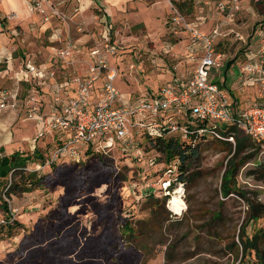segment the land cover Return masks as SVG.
Returning <instances> with one entry per match:
<instances>
[{
    "label": "rangeland",
    "instance_id": "obj_1",
    "mask_svg": "<svg viewBox=\"0 0 264 264\" xmlns=\"http://www.w3.org/2000/svg\"><path fill=\"white\" fill-rule=\"evenodd\" d=\"M13 1L22 4V0ZM49 1L60 15L48 14L45 20L30 10L28 0L34 21L26 32L7 21L14 20L9 18L10 13L1 18L0 38L6 40L5 47L15 54L17 61L13 60L14 68L10 69L2 67L5 62L0 58V90L14 88V73L26 58L34 62L46 60L54 48L63 45V41L51 39L54 33L62 40L74 41L80 34H91L83 43L88 49L108 39L116 49L108 62L116 70L115 85L124 101L159 91L177 74L187 76L197 62L196 57H189L187 32L179 30L178 35H173L167 23L170 4L177 0ZM217 1L193 0L192 12L181 14L199 22L205 32L222 24V31L232 29L243 36V40L233 33L221 37L216 50L222 55L223 67L213 70L211 76L222 80L226 74L225 88L231 89L240 107H246L255 88L243 84L238 71L248 50L260 47L264 13L258 5L264 7V0H241L239 11L231 16L220 13ZM89 2L90 9H80L88 7ZM91 11L97 17H92ZM89 24L92 26L88 27ZM106 25L107 37L101 38ZM232 59L234 62L224 72ZM84 67L79 65L76 71ZM32 86L19 81L17 117L9 128L12 134L20 135L21 152H32L36 146L47 159L64 133L55 130L35 139L36 123L28 117L31 106L27 101L31 97L37 101L39 88ZM1 113L7 115L5 111ZM135 136V146L116 143L97 155L80 156L79 162L61 159L50 166L39 163L41 168L36 171L50 176L48 182L29 192L17 190L10 197L2 194L17 224L7 230V218L0 207V264H247L239 241L241 229L247 225V201L236 193L224 196L221 188L228 168V150L213 141L200 144L195 179L175 184L168 191L162 184L168 176L164 156L147 139L140 141V135ZM137 148L142 153L146 148L141 160ZM249 152L254 150L245 149L237 160ZM147 156L153 157L152 166ZM99 157L109 168H103ZM262 159L259 152L253 155L239 166L234 178L235 187L246 198L264 203V172L258 169ZM178 190L180 212L175 214L169 201ZM164 195L168 196L164 207L169 215L162 226L148 233L146 252L126 245L120 236L119 215L136 226L149 217L155 202L150 196L161 199ZM262 222L259 219L253 228L247 227V232L250 234Z\"/></svg>",
    "mask_w": 264,
    "mask_h": 264
},
{
    "label": "built area",
    "instance_id": "obj_2",
    "mask_svg": "<svg viewBox=\"0 0 264 264\" xmlns=\"http://www.w3.org/2000/svg\"><path fill=\"white\" fill-rule=\"evenodd\" d=\"M240 3L241 0H218L216 5L221 14L231 16L239 11ZM170 9L168 24L172 34L178 35L179 30L187 32L189 57H196L197 62L187 76L173 78L159 88L157 96L150 99L137 96L133 102L124 101L115 85L116 70L108 62V57L116 50L108 39L89 48L87 57L83 58L79 56L81 47L76 41L70 38L62 40L57 36L63 45L52 50L50 59L58 63V67L44 69L29 58L23 62L20 71L37 85L53 80L52 100L47 112L40 115V128L35 139H42L55 130L64 133L42 164L50 166L61 159L79 160L81 153L88 148L102 152L116 143L135 146L138 139L136 134H162L163 128L166 133H177L183 137L194 132L190 128H197L198 134L234 144L232 135H224L226 126L230 125L256 140L260 146L259 154L264 155V33L259 34V49L248 50L240 70L244 81L257 84V99L244 108H236L228 94L213 81L211 71L222 64V55L216 50L221 37L233 33L243 40V36L235 30L223 32L219 26L205 32L199 27V22L190 21L182 15L173 2ZM30 10L45 20L48 14L60 15L49 0H30ZM15 16V13L9 14L10 19ZM79 65L85 66L83 76L76 72ZM60 68H68L71 79L57 82ZM71 83L75 87V96L67 93ZM18 89L17 82L14 88L0 90L1 109H17ZM96 90H99L100 97L91 102ZM30 100L35 104L34 97ZM41 110V107L34 105L28 116L33 117V113ZM196 125L199 127H194ZM136 152L138 160H141L143 153L139 148ZM40 164L36 163L33 168L29 166L27 170L38 171ZM173 172L172 168L165 171L168 175L162 181L165 190L170 186Z\"/></svg>",
    "mask_w": 264,
    "mask_h": 264
},
{
    "label": "trees",
    "instance_id": "obj_3",
    "mask_svg": "<svg viewBox=\"0 0 264 264\" xmlns=\"http://www.w3.org/2000/svg\"><path fill=\"white\" fill-rule=\"evenodd\" d=\"M256 3H260V1L257 0ZM173 4L180 13H191L193 10V0H177L173 1ZM258 6V10L261 13H264V7H262V5ZM234 59H232L227 64V66L232 64ZM215 82L228 94L231 102L234 104L236 100L233 99L230 89L227 90L224 88L225 83H220L218 81ZM158 92L159 91H156L157 94L155 95L151 93L148 95L152 97L157 96ZM205 124H207V121ZM194 127H199V125ZM193 130V133H189L185 137L177 133H166L164 128L161 130L162 134L141 132L138 135H140V141H142L144 138L147 139V143L152 145L153 148L157 149V151H159V153L164 156V171H166L168 168L173 169L174 172L170 176L171 181L168 190H170L175 184H184L188 182L191 177H194L195 179L194 175L197 173V166L199 165L200 144L205 141H213L228 150L230 157L228 158V168L223 176L224 178L221 187L223 194L224 196H227L230 193H236L237 195L246 199L248 206L247 225L242 227L241 233L239 235L243 261H245L247 264H264V203L255 200L251 201L246 198L245 194L235 187L236 181L234 178L239 166L247 162L253 155H256L260 151L259 143L245 135L240 129L233 125L226 126L224 135H232L234 138V144L226 140H219L217 138L209 137L206 134H198L197 128H190V131ZM247 148L254 150V152L244 154L237 160V157L240 155V153H242ZM144 152L147 153L146 148L144 149L143 153ZM92 153L97 155L100 152H96L91 148H88L81 153V156L85 157L86 155ZM147 158L149 159V163L152 166L154 164L153 157L147 156ZM261 158L263 159L261 161L259 160L260 164H258V169L264 172V155H261ZM45 160L46 157L42 153L41 149L36 148V146H34L32 152L13 151L7 154L4 153V150L0 147V207L5 212L7 218L5 225L7 230L10 231L12 226L16 225L17 222L15 219H12L8 203L3 199L2 194L10 197V195L17 190L29 192L37 187H40L44 184V182H48L50 176L47 174L41 175L38 174L37 171L27 170V167H29L30 164L42 163ZM69 160L79 162V160ZM99 161L102 163L103 168H109L108 165L102 162L100 157ZM53 164H55V162ZM167 178L168 177L166 176L163 179ZM85 179L86 178H84V180ZM150 198H152L155 202L152 204L149 217L146 220H140L136 226H133L130 220H127L125 217L119 215V231L121 240L125 242L126 245L142 252H146V248L149 247L147 241L145 240V238L148 237V233L151 234V232L156 230L158 226H162L163 221H166L169 215L168 211L164 207L165 201L168 199L167 195H164L161 199H158L154 196H150ZM109 203L111 202H107L106 205H110ZM113 203L114 201L112 204ZM216 217L218 216H215V218ZM11 219L12 221L9 222ZM259 219L263 221L262 224L255 227L249 234L247 232V227L253 228Z\"/></svg>",
    "mask_w": 264,
    "mask_h": 264
},
{
    "label": "crops",
    "instance_id": "obj_4",
    "mask_svg": "<svg viewBox=\"0 0 264 264\" xmlns=\"http://www.w3.org/2000/svg\"><path fill=\"white\" fill-rule=\"evenodd\" d=\"M21 3L22 4L20 6L18 3H15L13 0H0V5L2 4V6H3V7L0 6V20H1V18H4V17L6 18L9 13H15L16 14V18H12L14 20H7V21L8 22H11V23H14L17 26L19 25L22 28V30H24V32H26L28 29H30L29 28L30 27V24L32 23V21H34L33 20L34 18L32 16V13L28 9V3H29L28 0H22ZM90 5H91V3L89 2L88 7H86V8H80V9H82V10L83 9H90L89 8ZM91 16L92 17H97L92 11H91ZM167 23H168V21H167ZM91 26H92V24H89L88 25V27H91ZM216 26H219L220 30L222 29V24H218ZM109 27H111L110 24H109ZM108 29L109 28H107V25H106L105 26L104 33L102 32V34H101V38H106L107 37L106 34H107V30ZM59 30L60 29H58L56 31H59ZM229 30H232V29H229ZM229 30H227V31H229ZM13 32H15V30H13ZM60 32H61V30H60ZM223 32H226V31H223ZM259 33L261 34L262 32H259ZM57 36L58 35L56 33H54L52 35V38L51 39L57 40ZM90 38H91V34H86L85 33V34H82V35L80 34L79 37H78V39L76 40V41H78L77 42V45L79 47H81V53L79 55L80 57H84V56L87 57L88 47H85L83 45V43H85L86 41H88ZM5 41L6 40H4L3 38H0V58H3L4 59L3 62H5V64L2 67H5L6 66V67H9L10 69H13L14 68L13 60L14 61H17V59L16 58H13V55H15V54L14 53L12 54V52L5 47V45H4ZM219 42H220V40H219ZM51 52L49 53V55H48V57H47L46 60H38V62H34V61L33 62L35 64H37L39 67L44 68V69L51 68V67H58L59 64L56 63V62H52L51 59H50ZM26 59H28V58H26ZM0 61H1V59H0ZM227 64L225 66L224 72H226L228 70L229 66H230V65L227 66ZM222 67H223V64H221L220 67L215 68L213 70L214 71H217V70H220ZM2 69H5V68H2ZM240 70H241V68H240ZM240 70L238 71V73H239L240 80L243 82V84H245L248 87H251V88L254 87L255 88L254 89V91H255L254 94L252 93L251 96H250L251 102H253V101H255L257 99V91H258L257 84H255V83L254 84L253 83H250L249 84L248 81L247 82L244 81L243 80L244 75H243V73ZM77 73H79L80 75L83 76L85 74V68L84 69H81V70H78ZM14 74H15V77H16L15 78L16 79L15 81H17L18 83L20 81V83L29 85L30 87L32 85H34L35 87H38L39 88L37 90V92H36V93H38V95L35 96L37 98V101L38 102L35 100L36 103L34 104L33 101H31V100H28L27 101V103H30V106L31 107L35 105V106L41 107V109H42L39 113L38 112L37 113H33V115H32L33 117H31L32 120L36 123L35 124V127L37 129L36 131H38V129L40 128V123H41L40 122V119H41V116L47 112V110L49 108L50 101L52 100V98H51V90H52V86H53V80H49L48 82L44 83V85H40L39 86V85H37L36 82H34L33 80H31L28 76H25V74L20 71V67H18V69H16V71H15ZM225 75L222 78V80L221 79H217V77H215V78H216V80L218 82H220V83H223L224 82L225 83V81L227 80L226 79L227 77ZM71 77L72 76H71L70 70H68V68H65V69L60 68V70H58V72H57L56 81L57 82H63L65 80L71 79ZM177 77H182L183 78L185 76H181V75L177 74ZM211 78L213 79L214 82L216 81V80H214V77L211 76ZM31 83H33V84H31ZM161 86H163V85H161ZM32 88H33V86H32ZM225 89H227V88H225ZM67 93L70 96H75L76 95V91H75V87H74V84L73 83H71L69 85V87L67 88ZM148 94L143 93V94L138 95V96H141L144 99L145 98L146 99L152 98V96H149ZM151 94L155 95L157 93L156 92H151ZM96 97H100L99 90H96L93 93V97L90 99V101L91 102L95 101ZM136 97L135 96L132 97L127 102L130 103V102L135 101V98ZM123 99H124V97H123ZM233 99L236 100L235 101L236 108H244V107H240V102H239V100L235 96H233ZM40 101H41V103H40ZM42 107L45 108V109H47V110L44 111V109ZM1 111L7 112V115H4L3 113H1ZM15 111L16 110L1 109L0 108V147L4 150V153H6V154L7 153H11L13 151H21L19 149V146H20V142H19L20 141L19 140L20 139V135L19 134H12V132L10 130V128H12V125L14 123V120L17 117V114H16ZM6 130H8V131H6ZM34 137H36V134H35ZM29 138H31V137H29ZM32 139H30V141H32ZM21 145H22V143H21Z\"/></svg>",
    "mask_w": 264,
    "mask_h": 264
},
{
    "label": "bare ground",
    "instance_id": "obj_5",
    "mask_svg": "<svg viewBox=\"0 0 264 264\" xmlns=\"http://www.w3.org/2000/svg\"><path fill=\"white\" fill-rule=\"evenodd\" d=\"M180 193H181V190L176 191L175 194L172 196V198L169 201L171 206H172V211L175 214H178L180 212V200H179L180 199Z\"/></svg>",
    "mask_w": 264,
    "mask_h": 264
}]
</instances>
